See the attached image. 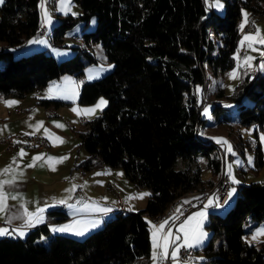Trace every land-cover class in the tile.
I'll use <instances>...</instances> for the list:
<instances>
[{
    "label": "trees",
    "instance_id": "trees-1",
    "mask_svg": "<svg viewBox=\"0 0 264 264\" xmlns=\"http://www.w3.org/2000/svg\"><path fill=\"white\" fill-rule=\"evenodd\" d=\"M73 1L78 16H60L51 41L58 44L73 25L84 28L91 19L94 28L81 31L78 47H71L73 55L59 61L41 50L17 57L11 51L39 33V0H4L0 5V40L9 42L0 47V93L21 97L65 73L81 79L83 68L95 62L85 47L98 43L113 67L100 78L83 81L77 102L88 104L102 95L108 103L78 131L77 146L86 156L73 167L81 171L100 165L120 167L134 187H144L151 195L142 209L114 211L80 239L55 233L43 242L46 222L30 228L23 239L0 237V264H146L150 241L144 215L154 220L189 192L213 191L222 175V160L211 154L218 146L197 135L204 122L199 104L204 101L205 69L216 74L232 65L241 8L251 15L264 13V0H224L221 15L209 9L206 0ZM210 28L220 43L215 53L207 38ZM256 76L252 82L247 74L233 98L236 122L252 125L255 137L257 131H264V75ZM37 100L42 105L61 103ZM210 111L217 121L219 114L228 121L221 104L212 102ZM256 151L260 165L264 159ZM201 156L218 174L213 183L201 179L198 165L173 167L178 157L195 161ZM235 188L229 206L221 213L208 212L202 263L264 264V242L242 238L248 220L252 226L264 221V179ZM47 215L54 221L66 218L59 209L48 210Z\"/></svg>",
    "mask_w": 264,
    "mask_h": 264
},
{
    "label": "crops",
    "instance_id": "crops-1",
    "mask_svg": "<svg viewBox=\"0 0 264 264\" xmlns=\"http://www.w3.org/2000/svg\"><path fill=\"white\" fill-rule=\"evenodd\" d=\"M65 77H71L72 80L77 81V79L73 75L65 73L60 75L56 79L48 81L49 83H47L49 85H52L53 83L62 84ZM47 83L45 86H48ZM48 87L43 88L42 86L40 88L43 89H34L30 92L25 93L21 97H17L16 95L11 93L5 95L0 93V98H2L0 99V134L17 132L18 138L22 139L27 136L25 135V133L33 132V128L29 127V125H35L38 122L42 121L43 127L38 132H36V134L44 138L47 143V148L44 151L23 148L27 153V155L23 158L17 156V153L22 147H17L12 151L4 152L0 155V169H4L10 164L14 169H16L15 174L17 175V180L14 186H6V191H8L11 195L18 196V199L16 201H8L10 206V214L21 213L23 210L20 208V204H24L29 211H35L37 207L53 205L51 207H46L44 212L45 222L47 223L48 227L47 235H51L53 233L50 231L51 226L70 224L73 220L90 221L100 217L99 213L82 210L85 204H98L104 207H112L113 211L106 216H103V221L107 217H109V215H112L114 211H118V209H115V203L113 204V202H115L113 200L114 194L117 193L113 192L111 187L112 178L110 177L113 175L112 172L115 170L113 169V167L100 165L84 171L73 167L76 162L82 160L86 156L85 150L78 147L77 143L79 139L78 131L84 129L83 123L87 120V117L83 115L77 116L76 113H74L71 109L73 107L87 108L94 105L80 104L77 102V99L75 104H73L72 100L55 99L61 101V103L57 105H54L52 103L42 105L38 102L37 99L45 97ZM222 95L223 91L219 86L216 85V90L213 93L214 100H212V102L221 104L220 102H222ZM3 100H15L18 101V104L11 108L5 107L4 103L2 102ZM211 115L213 114L211 113ZM201 118L204 119V122L202 126H200L198 137L200 139H210L209 135L203 134V126H205L206 123L215 124V122H217V119L213 117L210 120L207 119V116ZM54 122L62 124L64 127H56V123ZM5 125L7 126L6 128ZM45 128L49 130V135L51 136L52 142H50L49 136L45 135ZM56 136L62 137L65 142L63 144L55 142ZM53 142L56 143V146H53ZM256 142L258 149L262 155L264 149H262V144H260L259 140L257 139V135ZM215 144L217 145V143ZM1 147L2 145H0V148ZM217 148L218 149L216 150L219 151V147ZM258 149L256 148V150ZM256 150L255 152L257 153ZM41 153L45 154V158L48 156H67L68 158L59 164H55L54 161L49 162L55 164L56 171H51L48 165L44 164L43 160L36 162L35 167H26L28 163L32 162V157L37 156ZM13 158H16L15 164L12 163ZM41 164H44V166H40ZM188 169H192V166H190V168ZM222 169L224 170L223 162ZM21 172L23 173L22 176L20 175ZM106 172L110 174L96 175V173ZM12 175V173H8L4 176H0V179H11ZM214 176L215 173L212 172V176L206 179L210 178L212 180ZM73 184L77 185V188L74 192L71 193L72 198L68 200V204H72L74 205V207L72 209H69L64 204L56 203L60 199L65 198L69 195V193L65 192V189L71 188ZM86 194H89L90 196H87ZM105 197L107 198V200L104 199ZM191 198V196H186L184 198V201H187ZM123 205L126 211H130L129 208L132 209L131 202L129 204L130 206H127L125 201H123ZM51 209H59L63 211L66 214V218L60 221L48 219L47 212ZM21 223L22 221L17 220L13 221L11 224H7L3 219H0V227H7L9 229L13 227H19ZM28 230L29 229H26L25 231L27 232ZM68 235L76 237L72 234ZM146 264H152L150 252L148 262ZM200 264L210 263L206 262Z\"/></svg>",
    "mask_w": 264,
    "mask_h": 264
},
{
    "label": "snow or ice",
    "instance_id": "snow-or-ice-1",
    "mask_svg": "<svg viewBox=\"0 0 264 264\" xmlns=\"http://www.w3.org/2000/svg\"><path fill=\"white\" fill-rule=\"evenodd\" d=\"M49 0H40L39 8L41 9V27L46 28L48 26H51L54 21L52 14L49 12L47 8V3ZM207 2V0H206ZM4 0H0V4H3ZM215 7L223 8V4L220 3V0H215ZM72 7V0H58L56 5V11L62 14H69L77 15L75 12H71ZM242 22L239 25V29L241 32H244L245 28L250 26L252 27L253 31L248 32L244 34L241 38V40L238 43V47L236 50V53L233 55V60L237 61V65L235 68L232 69L231 72H229L228 78L229 80H238L240 79L241 73L239 72V69L244 68L246 71L243 73L244 75H247L249 71L255 70V65L253 64V61L255 57L250 55H244L242 58L240 56L241 49L245 46L247 49L257 52L259 51L260 56L264 57V50H261V46L264 47V30H261V28L255 24L254 21L249 20V13L246 11L242 12ZM92 23H95V20L92 21ZM29 45L31 44H43L47 45L48 41L44 39L39 38H33L30 39L27 42ZM52 52L57 56L65 55V53L61 52L58 49L53 48ZM113 66L108 65L107 68L111 69ZM262 68H264V65H261ZM102 66L101 68L95 73V75L92 74V70H89V74L87 76L88 80H92L95 78H98L100 73L105 71ZM83 81L77 82L75 80H72L71 77H65L62 84H55L53 83L48 87L46 90V99H65V100H72L73 104H75L76 99L79 96V86L82 84ZM223 87L224 85H220ZM230 91H234V89L231 86H228ZM201 89L199 86L196 88V92L199 93ZM2 99V98H0ZM5 105V107H13L18 104V101L15 100H3L2 101ZM107 101L104 98H100L97 103L92 107L87 108H78L73 107L71 110L76 113L77 116H85L87 118L94 117L98 111L102 112L104 107L107 106ZM226 107H231V105H225ZM203 114L205 116H209V107H204ZM56 123V122H54ZM7 126L5 125V128ZM29 127L33 128V132L31 133H25V135H35L36 132H38L43 127V122H38L35 125H29ZM56 127L63 128L64 126L62 124L56 123ZM44 133L46 136H49L50 142H52L51 136L49 135V130L44 129ZM250 133V130H249ZM210 139H214L217 144L221 145V147L226 146V154L235 155V152L233 151V146L229 141H227L223 137H210ZM55 142H58L59 144H63L65 141L62 137L56 136ZM53 142V146H56V143ZM260 142L261 144H264V134L260 136ZM19 143V141H17ZM27 153L24 151L23 148L20 149V151L17 153L18 157L23 158L26 156ZM68 157H51L48 156L45 158V154L41 153L37 156L32 157V162L28 163L26 167L32 168L36 166V162L43 160L44 164H47L49 169L51 171H56L55 164L62 163L64 160H66ZM51 161H54L55 164L49 163ZM13 164L16 163V158H13ZM248 163L251 165L252 160L251 157H249ZM44 164H41L40 166H44ZM8 173H12L11 179H0V219H3L5 223L11 224L13 221H22L21 225L19 227H13L11 229L7 227H0V237L3 236H11L13 238H21L23 239L26 235V229H30L35 227L38 224H42L45 222V216L44 212L46 207H51L53 205H45V207H37L35 211H29L28 208L24 204H20V208L23 210L21 213L17 214H10V206L8 201H16L18 199L17 195H11L8 191H6V186L12 187L14 186L17 175L16 169L12 167V165H8L4 169H0V176H4ZM101 174H110L108 172L106 173H96V175ZM20 175L22 176L23 173L21 172ZM116 175L122 176L123 173H117ZM226 175L228 176V179L231 181L233 185H238L240 181L236 180L235 177L232 174V168L229 164L227 166V172ZM86 186V185H85ZM77 188V185L73 184L71 188L65 189V192L69 193L68 196L65 198L60 199L56 203L64 204L69 209H72L74 205L68 204V200H70L71 193L75 191ZM237 193V189L235 187H232L229 189L227 196L229 199L233 198L234 195ZM151 193L148 192H142L138 193L135 196H128L125 198V201L132 199H144L146 197H149ZM107 200V198H104ZM194 199H199V197H195ZM229 199L224 200V204L229 203ZM115 202H113L114 204ZM182 203H190L189 201H183ZM222 205L219 203L218 198L215 196V194L211 197H208L207 203L204 204L203 208L199 211L193 212L191 215H188L186 219H184L178 227H176L175 232L173 231V227L169 226L171 224H175V221L179 219V216L173 215L170 216L167 219H164L159 224L153 223L152 221H148L146 218V222L149 225L150 229V235H151V241H152V253H151V262L152 264H164V261L171 260V264H181V261L179 259L180 251L181 249H194L200 247L205 239L208 236V233L204 230L206 219L208 216V209L210 208H221ZM82 210H87L90 212L99 213L100 217L90 220V221H82V220H73L70 224H65L61 226H51L50 231L53 233H68L72 234L76 237H84L86 233H88L92 229L98 228L103 220L102 217L106 216L107 214L111 213L113 211L112 207H104L100 206L98 204H85ZM131 211L132 209L129 208ZM177 212H180V208L176 209ZM259 236H264V228L257 229L251 236V239L248 240V243H251L253 241H257ZM200 259H203L201 257ZM182 264H189V261L185 260L182 262Z\"/></svg>",
    "mask_w": 264,
    "mask_h": 264
},
{
    "label": "rangeland",
    "instance_id": "rangeland-1",
    "mask_svg": "<svg viewBox=\"0 0 264 264\" xmlns=\"http://www.w3.org/2000/svg\"><path fill=\"white\" fill-rule=\"evenodd\" d=\"M57 2H58V0H49V2L46 5L49 12L52 14L54 23L51 26H48L46 28H42L41 27V9L39 8L40 29H43V33H41V35L37 33L34 36L28 38L24 42V44L18 48H11V51H12L14 57L27 55V54H30L32 52L41 50V51H44L45 53H48L49 55L53 56L56 60L59 61V60H62L64 58H67L68 56L73 55L74 50H72L71 47H78L77 45L80 43L81 31H92V29L94 28V23H92V21L94 19H91L84 28H81L79 24L73 25L70 29H68L64 33V35L62 36L61 42H59L58 44L51 41L52 40V29L58 23L59 17L65 16V14H62V13H59L56 11ZM220 3H222L224 5V0H220ZM39 4H40V0L38 3V7H39ZM214 5H215V0H207V7L209 9L213 10L215 13L221 15L223 12V8H218V7H215ZM261 7H264V3H262ZM214 9H216V10H214ZM244 11L249 13V20L250 21H254L255 24L261 28V30H264V13H262V14L255 13V14L251 15L249 10H247L245 8H241L239 18L237 19V25H236L237 31H238L236 50H237L238 43L241 40L242 36L248 32L253 31L252 27H250V26L246 27L244 32H241L239 29V25L243 19L242 12H244ZM71 12H75V13H77V15H72L71 13H69L67 15L75 17V16H78V14L80 12L78 5L73 0H72ZM33 38H39V39L47 40L48 44L47 45H43V44H31V45H29L27 42ZM207 38H209L211 40L212 44L214 43L213 48L214 47L215 48H214L213 52H215L216 48L219 46L220 43H219V40L216 37L214 31L211 28L208 29V31H207ZM8 45H9V42L7 40H0V47H7ZM257 47H260L261 50H264V47H261V46H257ZM53 48L60 50L61 52L65 53V55H62V56L55 55L52 52ZM85 48L88 52L93 54V56L95 57V62L87 64L83 68V73H82L81 79H77L78 82L91 81V80L87 79V76L89 74V70H92V74L95 75V73L101 68V66L104 69H106L105 71L100 73L98 78H100L106 72L111 70V69H108L107 66L112 65V62L109 61L106 58V56H104L103 51H102V49L98 43L91 44L90 46L85 47ZM236 50L234 53H236ZM234 53H233V55H234ZM244 55H250V56L255 57V59L253 61V64L255 65V69H258L257 73L259 72L260 74L264 75V68L261 67V65H264V57L260 56L259 51L253 52V51L247 49V47L245 46L244 48L241 49V52H240L241 58ZM236 65H237V61L233 60L232 65L228 69H226L223 72H218L217 74H213L208 68L205 69L206 75L204 76V84L202 87L201 97L206 102L203 104V106L201 108L200 117H205V115L203 114L204 107H209V116H207V119L211 120L213 117H215V115L214 116L211 115L210 108L212 105V100H214L213 93L216 90V85L219 86L221 88V90L223 91L222 102H220L221 105L224 107H226L225 105H231V107H226V111H227V115H228V121L224 122L223 120H221L222 115L219 114V117H218L219 121L215 122V124H212V123L207 124L206 123L205 126H203V134L209 135L210 137H223L231 143V145L233 146V151L235 152L234 156L231 154H226V146L221 147V145H219V144H217L219 147V151L217 152L214 149V151L211 152V154H212V156H217L218 158H220L222 160V162L224 164V170L226 172H227V166L229 164L231 165L232 174L236 180L240 181L239 184H243V183L246 184V183H249L252 181L261 182L264 179V163L259 165L257 160H256L255 146H256L257 142H256V137H255V134L253 131V126L252 125H247V126L240 125L236 122V114H235L236 113V107H235L236 103H235V100L233 98L236 95V93L238 91H240L242 89V87L244 86V84L246 83V75L243 74L246 71V69H244V68L239 69V72L241 73L240 79L229 80L227 74L229 72H231L232 69L236 67ZM95 79H97V78H95ZM92 80H94V79H92ZM252 82H254V80ZM48 83H47V85L50 86ZM221 84L224 86L221 87L220 86ZM45 85H43V88L48 87ZM228 86H231L234 89V91H230ZM43 88H39V89H43ZM101 97L104 98V96L98 95L91 103H88L87 105H95L97 103L96 101H98ZM240 97H241V100L246 101L244 95H241ZM88 119H90V118H87V120ZM249 130H250V133H249ZM198 131H200V126L197 130V135L199 133ZM262 134H264L263 130L257 131V139L259 140V142H260V136ZM212 140L214 143H216V141L214 139H212ZM260 144H261V142H260ZM262 149H264V144H262ZM249 157H251V160H252L251 165L248 163ZM262 158L264 159V152L262 154ZM194 165H198V167L200 169L201 179H203V181L206 180V178L212 176L211 169L206 165L205 157L201 156L195 161L189 160L185 157H178L176 159V161L173 163V167L190 168V166H192V168H193ZM113 169H115V170L112 172L113 175L110 178H112V181H111L112 190H113V192H117L114 194V198H113L114 201L117 197L120 198L122 201H125V198L128 196H135L138 193L147 192V189L144 187H139V188L134 187L124 177V175H122V176L116 175L117 173H123L120 167H113ZM224 170L222 172V175L224 173ZM217 175L218 174H215L214 178L212 179V183L214 180L217 179ZM232 187H236V185H233L230 181V188H232ZM198 188H200V186ZM205 188H207V187H205ZM208 191H211V190H208ZM86 195L90 196L89 194H86ZM193 196H199V195H193ZM211 196H212V194H210L208 197H211ZM185 197L186 196H184V198ZM208 197L206 198V200L204 202L201 203V205L193 207L185 215H183L181 218L176 220L174 225L170 223L169 226L173 227V231L175 232L176 227H178L179 224L184 219H186V217L188 215H191L193 212H196V211H199L200 209H202L204 204L207 203ZM184 198L182 201H184ZM227 199H229V198H227ZM233 199H234V197L229 199V203L223 204L221 208H210V209H208V212L210 211V212L221 213L227 206H229L233 202ZM145 200H146V198H144L142 200L141 199H132V200H128L127 202L125 201V203L127 204V206H130L129 204L131 202L132 210L135 211L138 209H142L144 207ZM119 210L120 209H118V211ZM109 216H111V215H109ZM144 217H145V219L147 218L148 221H152L147 215H144ZM206 222H207V219H206ZM148 228H149V225H148ZM259 228H264V221L258 223L255 226H252L251 220H248L243 225V233H242L243 240L246 242H247V240H250L252 234ZM92 230H95V229H92ZM92 230H90V231H92ZM148 230H149V237H150L149 240L151 241L150 229H148ZM204 230L208 233V236H209V230L206 228V226L204 227ZM52 234H55V233H52ZM58 234H61V233H58ZM66 235H68V234H66ZM49 236L50 235H47V233L43 234V235H41V240L43 242H46L48 240ZM208 236H207V238H208ZM76 238L80 239L82 237H76ZM207 238L205 239V241L207 240ZM205 241L203 242V244L205 243ZM260 241L264 242V236H259L257 241H253L251 243L257 244ZM200 247L192 249L193 255L189 260H187V261H189V264H200L205 259V256H204ZM149 252L152 253V241L150 244V251ZM201 257H203V259H200ZM180 261L182 264V262L185 260H180ZM169 264H171L170 259H169Z\"/></svg>",
    "mask_w": 264,
    "mask_h": 264
},
{
    "label": "built area",
    "instance_id": "built-area-1",
    "mask_svg": "<svg viewBox=\"0 0 264 264\" xmlns=\"http://www.w3.org/2000/svg\"><path fill=\"white\" fill-rule=\"evenodd\" d=\"M43 29H40L38 34H41ZM205 101L201 100V103L199 104V109L203 106ZM19 141V143H17ZM0 145L2 147L0 148V155L4 152L12 151L13 149H16L17 147L22 148H30V149H37V150H46L47 143L44 138H42L40 135H27L25 138H18L17 132H9V133H3L0 134ZM230 189V180L228 179V176L226 175V171L223 173L222 177V185L219 189L213 190L210 193H206V196H192L191 199H188L190 203H183L181 205L174 206V209L166 215H163L159 218H156L152 220L153 223H160L164 219L169 218L170 216L176 215L181 218L183 215H185L188 211H190L193 207L201 205L202 202L206 200V198L212 194V196L215 194V196L218 198L219 203L221 204L222 200L225 199L227 196V193ZM195 197H199V199H194ZM123 201L120 198L115 199V208H122L123 211H125V208L123 207ZM180 208V212H177L176 209ZM193 255L192 249H181L180 251V260H189ZM164 264H169V260L164 261Z\"/></svg>",
    "mask_w": 264,
    "mask_h": 264
},
{
    "label": "bare ground",
    "instance_id": "bare-ground-1",
    "mask_svg": "<svg viewBox=\"0 0 264 264\" xmlns=\"http://www.w3.org/2000/svg\"><path fill=\"white\" fill-rule=\"evenodd\" d=\"M41 33H43V31H42ZM40 35H41V34H40ZM257 71H258L257 69H255L254 71H249V74H248V81H252L253 79H255V77H257V76H256V75H257ZM46 148H47V147H46ZM222 177H223V175H221V177L219 178V180H218L217 183L215 184V186H214V188H213L214 190H217V189H219V188L221 187V185H222ZM210 192H211V191H205V192H202L201 194H197V193H195V192H189V193L185 194L184 196H193V195L206 196V193H210ZM184 196H181V197L175 199L173 202H171V203L168 205V207L166 208V210L164 211V213H163L162 215L157 216L156 218H159V217H161V216H163V215L169 214V213L174 209V206L183 204V203H182V202H183L182 200H183ZM227 198H228V196H226L225 199L222 200L221 205L224 204L223 202H224V200H226ZM115 209H120L119 211H123L122 208H115ZM156 218H155V219H156Z\"/></svg>",
    "mask_w": 264,
    "mask_h": 264
}]
</instances>
